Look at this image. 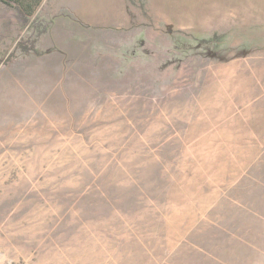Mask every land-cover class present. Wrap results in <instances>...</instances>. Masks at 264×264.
<instances>
[{"label":"rangeland","instance_id":"obj_1","mask_svg":"<svg viewBox=\"0 0 264 264\" xmlns=\"http://www.w3.org/2000/svg\"><path fill=\"white\" fill-rule=\"evenodd\" d=\"M73 2L0 0V264H264V0Z\"/></svg>","mask_w":264,"mask_h":264},{"label":"crops","instance_id":"obj_2","mask_svg":"<svg viewBox=\"0 0 264 264\" xmlns=\"http://www.w3.org/2000/svg\"><path fill=\"white\" fill-rule=\"evenodd\" d=\"M47 0H10L12 5L19 8L22 14L31 15L41 3ZM72 5L63 8L61 16L67 19H103L102 14L97 11L96 0H73ZM29 14V16H30Z\"/></svg>","mask_w":264,"mask_h":264},{"label":"trees","instance_id":"obj_3","mask_svg":"<svg viewBox=\"0 0 264 264\" xmlns=\"http://www.w3.org/2000/svg\"><path fill=\"white\" fill-rule=\"evenodd\" d=\"M6 2H9L10 0H5ZM17 48L21 49L25 53H29L31 51L37 53V54H42L41 51L36 47V43L34 41H28V40H23L20 41L17 45ZM14 55L10 59L13 58ZM1 62V61H0Z\"/></svg>","mask_w":264,"mask_h":264}]
</instances>
